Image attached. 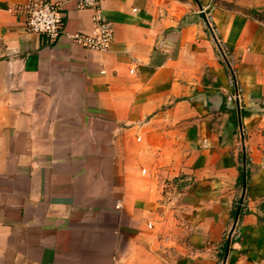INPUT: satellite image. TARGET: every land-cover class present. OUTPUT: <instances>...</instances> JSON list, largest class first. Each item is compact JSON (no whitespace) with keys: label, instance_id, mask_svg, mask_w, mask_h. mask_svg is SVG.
Listing matches in <instances>:
<instances>
[{"label":"crops","instance_id":"crops-1","mask_svg":"<svg viewBox=\"0 0 264 264\" xmlns=\"http://www.w3.org/2000/svg\"><path fill=\"white\" fill-rule=\"evenodd\" d=\"M62 1L0 0V264H264V0Z\"/></svg>","mask_w":264,"mask_h":264},{"label":"built area","instance_id":"built-area-1","mask_svg":"<svg viewBox=\"0 0 264 264\" xmlns=\"http://www.w3.org/2000/svg\"><path fill=\"white\" fill-rule=\"evenodd\" d=\"M104 0H78L81 9H92L94 30L92 33H75L71 39L86 48L98 52L111 49L115 39V25L106 19L101 4ZM26 15V29L42 35L51 43L56 42L64 32L62 0H26L22 7Z\"/></svg>","mask_w":264,"mask_h":264},{"label":"water","instance_id":"water-1","mask_svg":"<svg viewBox=\"0 0 264 264\" xmlns=\"http://www.w3.org/2000/svg\"><path fill=\"white\" fill-rule=\"evenodd\" d=\"M219 47H220V49H221L223 55L225 56V54H224V52H223V49H222L220 43H219ZM227 62H228V61H227ZM228 63H229V62H228ZM243 139H244V137H243ZM244 178H245V179H244V190H243L242 201H241V202H243V199H244V197H245V192H246V175H245ZM239 212H240V208H239V211H238V214H237V218H236V221H235V223H234V226H233L232 231H233V230L235 229V227H236V224H237V221H238V217H239Z\"/></svg>","mask_w":264,"mask_h":264},{"label":"trees","instance_id":"trees-1","mask_svg":"<svg viewBox=\"0 0 264 264\" xmlns=\"http://www.w3.org/2000/svg\"><path fill=\"white\" fill-rule=\"evenodd\" d=\"M245 113L244 112H242V115H244ZM240 183H242L243 182V173L241 174V176H240ZM237 212V211H236Z\"/></svg>","mask_w":264,"mask_h":264}]
</instances>
